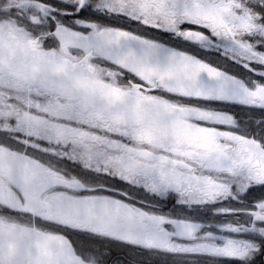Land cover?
<instances>
[{
    "label": "snow or ice",
    "instance_id": "6c2138e0",
    "mask_svg": "<svg viewBox=\"0 0 264 264\" xmlns=\"http://www.w3.org/2000/svg\"><path fill=\"white\" fill-rule=\"evenodd\" d=\"M0 264H264V0H0Z\"/></svg>",
    "mask_w": 264,
    "mask_h": 264
}]
</instances>
